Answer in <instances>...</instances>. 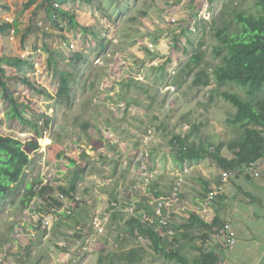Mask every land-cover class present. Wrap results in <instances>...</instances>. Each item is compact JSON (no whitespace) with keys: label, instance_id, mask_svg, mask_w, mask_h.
<instances>
[{"label":"rangeland","instance_id":"374dc122","mask_svg":"<svg viewBox=\"0 0 264 264\" xmlns=\"http://www.w3.org/2000/svg\"><path fill=\"white\" fill-rule=\"evenodd\" d=\"M230 1L110 0L104 7L98 1L87 6L71 2L68 8L84 14L85 19L80 17L87 30H71L63 23L62 30L67 32L69 40L66 48L63 47L65 51L61 50L62 57H55L51 66L42 50L19 48L18 34L15 44L10 39L13 34H0V54L6 57L0 65L10 78L9 87L19 103V111L36 121L39 113L53 118L46 127L40 124L42 135L37 140L41 147L38 152L30 153L34 161L26 167L20 193L25 191L27 183L39 177L43 183L66 188L74 181L77 186L74 195L78 199L75 211L66 216L57 212V220L49 228L36 223L45 215L43 211L39 213L43 202L38 198L25 209L20 208L19 196L13 202L0 203V264H96L102 250H126L137 244L145 250L143 264H177L154 255L143 236L130 243L116 239L115 234L123 223L117 224L110 218L109 207L113 206L115 197L120 206L126 207L124 212L128 215L124 214V219L134 214L126 203L140 197L144 186L135 171L142 144L147 146L149 171L153 172L148 186L155 183L159 189L170 192L176 177L184 173L186 184L191 187L190 177L196 173L175 158L168 143L171 133L186 132L191 122H197L201 123L200 134L212 145L239 135L238 126L227 122L235 108L215 92L209 99L215 84L194 86L193 74L180 72L201 39L205 40V60L211 64L220 62L212 52L218 41L210 27L223 25L220 11L223 6L230 9L234 5ZM233 1L239 4L235 9L258 13L255 0ZM96 7L98 14L90 21V13ZM213 17L217 22L207 23ZM1 20L5 19L0 18V23ZM40 27L45 29L44 21ZM24 51L30 53H24V57L21 55ZM79 51L83 57L75 68L77 58L73 54ZM20 56L29 58L33 67L41 66V71L37 67L29 73L33 67L28 64L19 68L16 59ZM61 71L68 72L70 78L68 106L62 97L55 96ZM18 74L27 76L36 88L46 93L29 92L18 81ZM130 78L132 84L124 85ZM232 89L242 93L238 87ZM11 106L0 92V135H12L24 141L32 135L19 133L8 125V117L13 113ZM84 123H89L87 129L82 126ZM49 142L52 149H48ZM58 148L64 151V157L57 161L47 159V152L50 150V156L54 157ZM82 150L90 156L80 157ZM67 157L74 158L76 163ZM199 163L198 160L193 168ZM79 166L84 171L74 176ZM54 193L59 197L57 189ZM94 217L101 220L102 231L95 229Z\"/></svg>","mask_w":264,"mask_h":264},{"label":"trees","instance_id":"16d2710c","mask_svg":"<svg viewBox=\"0 0 264 264\" xmlns=\"http://www.w3.org/2000/svg\"><path fill=\"white\" fill-rule=\"evenodd\" d=\"M45 1L48 2L49 0ZM86 1L92 2L91 0ZM230 2L234 4L229 7L230 9L223 6L220 11L219 19L223 25L218 28L215 25L210 27V32L218 41L212 52L220 58V62L211 64L205 60L206 55L203 49L205 40L201 39L194 45L193 52L187 58L180 72L187 76L193 74L191 84L194 86L208 87L213 83L215 84L210 89L209 99H212L213 94L216 93L235 108L234 114L227 122L237 125L240 133L233 139L219 141L212 145L200 134L201 123L191 122L186 132L171 133L168 139L170 148L180 162H190L208 157L221 171L251 167L256 161L264 157V0H255V8L258 11L256 14L243 9H235L239 7V4L237 6L233 0ZM60 15L66 17L71 25L73 15L62 10ZM216 22V17H213L207 23L215 24ZM58 24L59 22L55 20L52 22L51 30H43V34L48 35V37L42 48L55 54L58 53L57 46L60 41L66 40L65 34L57 30ZM10 26L9 22H3L0 25V32L9 29ZM35 26L38 29L42 28L36 24ZM28 28L31 29V25ZM90 33L96 35L93 31ZM24 39L23 36V42ZM174 39L178 41L176 36ZM187 43L193 46L189 39H187ZM100 44L102 47L104 46L102 41ZM185 51L187 52V48ZM73 55L77 58L74 61L76 68L78 59L83 57V53L79 51L74 52ZM2 58L3 56L0 54V63ZM52 60L54 61V57L49 55V61ZM26 61L20 57L16 59L19 68L22 67L23 63L29 64V67L32 66L31 62ZM18 75V81L23 82L28 87L29 92L39 95L46 93L43 89L36 88L26 76ZM69 79L68 72H60L59 85L55 94V96L62 97L67 106L70 105L71 101ZM9 80L10 78L5 75V69L0 65V92L3 98L13 105L11 106L13 113L7 120L8 125H12L13 129L16 128L19 133L30 132L32 136L22 141L12 135H0V203L13 202L14 197L19 196L20 208L25 209L29 207L34 198H38L43 202L40 205L39 213H41L40 211L45 214L56 213L55 210L63 205V201L54 192L57 189L59 193L67 195L69 199L73 198L77 192L74 181L69 188H66L60 184L43 183L37 177L32 182L27 183L24 188L25 191L20 193L26 167L34 161L30 153L38 152L41 147L37 140L42 135L40 124L46 127L53 118L48 114L40 113L37 121L25 117L18 109L19 103L14 97L12 88L9 87ZM131 80L133 81L130 78L124 85H131ZM224 86L226 88L219 89ZM232 87L242 89V93L232 89ZM126 103L129 104L130 101L126 100ZM82 126L87 129L89 123H84ZM212 146L213 150L211 149ZM49 148L52 149V143L48 145ZM47 153V159L53 161H57L65 155L60 148L55 152L54 157L50 156V150ZM223 153L225 154L223 155ZM80 155L83 159L89 157L85 152H81ZM67 159L73 164L76 163L74 158L67 157ZM76 169L74 176H78L80 171H84V167L81 166L76 167ZM160 195L163 194L155 189L154 183H151L147 187V197L141 198L136 203L131 201L126 203L128 204L127 207L135 204V208L134 214L125 219L123 217L125 206H120L117 198L114 197L113 201L116 202V205L109 207L111 210L110 218L117 224L123 223L115 234V238L130 243L137 242V239L143 236L148 240V246L154 255H160L177 264H220L222 257L220 250L203 246L206 242L204 238H207L209 233L217 234L218 230L224 226L225 223L220 217L214 216L212 222L209 223L200 219L195 213L189 212L187 215L188 223L182 225L179 231H175L171 238H167L165 236L166 228L158 222L154 215L153 206L148 203L149 199ZM141 207L145 210L144 215L151 217V224L142 220V214L138 213ZM34 212L36 211L34 210ZM77 221L79 222V220ZM37 224L41 226L39 221ZM193 228L205 229V233L201 236L202 239L200 238L201 244L195 243ZM223 247L224 245L221 244L219 249ZM190 249L193 250L192 254L189 253ZM144 252V248L139 244L126 250H108L107 252L102 250L96 264H143Z\"/></svg>","mask_w":264,"mask_h":264},{"label":"crops","instance_id":"0c3cea01","mask_svg":"<svg viewBox=\"0 0 264 264\" xmlns=\"http://www.w3.org/2000/svg\"><path fill=\"white\" fill-rule=\"evenodd\" d=\"M91 1L92 2L86 0H49L47 2L45 0H0V18L5 19L3 21L1 20L0 25L3 22H9L11 25L20 28L19 31L16 30L10 38L13 40V43L15 44L17 42L16 36L18 34V42H21V45L20 43L18 44L19 48L26 49L32 47L36 49L35 51L42 50V52L48 56V66H51L53 60L49 61V55L54 57V60L55 57L61 58V50L65 51L63 47L66 46L65 44L69 40L67 32L62 30L63 23L64 25L67 24L71 30H77L79 28L83 31L87 30L81 20V17L85 19L84 14H78V12L76 13L74 10H70L68 8L69 4L71 2H76L81 6H87L89 4L93 5L92 3L94 1H98L104 7L108 3L107 1L110 0ZM29 7L31 8L28 10ZM25 10L28 11L26 12ZM61 10L73 15V22L71 25L66 17H61ZM96 10H98L97 7L95 11L89 12L90 21L92 19L94 20V16L98 14ZM24 13H27L25 17L23 16ZM55 20L59 22L57 30L64 33L66 36V40H62L58 44L57 54L50 53L42 48L48 35L45 36L43 34V29H38L35 26V24L40 26L42 21H44L45 29L51 30L52 22ZM30 25L31 29L28 28ZM7 30L4 32H7L8 35L10 34V29ZM4 32H0V34H5ZM23 36L25 37L23 42L24 46L21 40ZM24 53L30 52L24 51L21 53V55L26 57ZM24 57L20 56L21 59L27 60L26 62H31V65L33 64L29 58ZM4 58L6 57L3 56L2 59ZM24 64L26 63H23V65ZM33 66L34 65L31 67ZM37 67L39 71H41V66L35 65L29 73L35 71ZM140 137L142 138L143 136L141 135ZM142 146L141 151L145 152L147 146L144 144H142ZM81 152L88 154L85 150ZM224 154L225 153H223V155ZM197 161L198 160L183 162L189 166L191 171H196L194 177H190V181L188 180L191 187H188V183L186 184L187 178L184 173H182L185 176L184 178L183 175L182 177L178 176L175 178L170 192L159 189L157 184L154 183L155 189L163 194L157 197L159 198L171 195L173 186L180 180L179 192L175 201L172 202V208L170 211H167L170 215L171 226L174 231H179L182 225L188 223L187 215L189 212L195 213L200 219L204 216L206 220L203 221L209 223L212 222L214 216L218 215L224 223L229 225L233 232L235 242L229 247L224 246L222 249H219L221 245L219 237L216 233H209L210 235L204 238L206 242L203 246L214 247L220 250L222 254L220 264H264V157L256 161L251 167H246L248 170L245 171L244 167V171H240L234 177H230L225 183L224 193L218 195L209 204H206L205 198L210 191L219 185V182L221 183L220 174L222 171L214 162H211L208 157L199 159L201 163L194 169L193 167L196 165ZM187 169L188 167H185L186 171ZM135 171L138 173L137 170ZM152 173L153 172H151V178L153 177ZM139 179L142 182L140 176ZM150 181L147 184L142 182L144 186L141 189L140 197L138 196V198L135 200L133 199L131 202L136 203L137 201L139 202L141 198L146 197L145 195L147 194V187ZM112 205H116V202L114 201ZM138 213L143 216L145 210L141 207ZM204 230L203 228L193 230L196 243H199V241L202 243L201 236L205 233ZM225 252L227 253L225 254Z\"/></svg>","mask_w":264,"mask_h":264},{"label":"built area","instance_id":"2783aa9c","mask_svg":"<svg viewBox=\"0 0 264 264\" xmlns=\"http://www.w3.org/2000/svg\"><path fill=\"white\" fill-rule=\"evenodd\" d=\"M9 29H10V35H11L17 30V27L14 25H11ZM11 37L12 35L10 36V38ZM140 155H141L140 161L137 163L136 170L142 182L147 184L151 179V172L149 171V165H148L149 154L145 150V152H142ZM243 168L244 167H240L238 169L231 170V171H222L221 172V183L207 194L205 198L206 204H209L218 195H220L221 193H224V186H225L226 181L230 177H234L238 172L244 171ZM246 170H248V168L245 167V171ZM179 181L176 183V185L173 186L171 195H166V196H162L159 198L157 197L151 198L148 200V203L153 206L154 215L157 218L158 222L166 228L165 236H167V238H171L173 234L175 233L173 227L171 226L170 215L168 214L167 211L168 210L170 211V209L172 208L171 207L172 202L175 201L176 196L179 192ZM145 196L147 197V194ZM59 198L61 201H63V205L58 210H55V211L64 212L66 214H71L75 206V201L72 199H69L67 196L63 194H60ZM134 208H135L134 205H131L129 207L132 213H134ZM201 219L206 220L204 216ZM56 220H57L56 213H49V214L41 215L38 218V221L40 222V225H41L40 227H44V228L45 227L49 228ZM142 220L149 224L152 223V219L150 216L143 215ZM92 222L96 230L97 228L100 231L103 230L101 226V220L98 217L92 218ZM156 230L158 231V229ZM160 235H163V234L160 233ZM217 236L219 237L221 244H223L226 247L231 246L235 242L233 232L231 231L229 225L226 223L224 224L222 228L218 230Z\"/></svg>","mask_w":264,"mask_h":264},{"label":"clouds","instance_id":"9594fccd","mask_svg":"<svg viewBox=\"0 0 264 264\" xmlns=\"http://www.w3.org/2000/svg\"><path fill=\"white\" fill-rule=\"evenodd\" d=\"M49 143H50V142H49ZM60 194H61V193H59V195H60ZM63 195H64V194H63ZM65 196H67V195H65ZM67 197H68V196H67ZM76 197H77V196L75 195V196L73 197L74 199H73V198H71V199H72V200H74V201H75V203H76V204H75V206H74V209H73V211L75 210V208H76V205H77V203H78V199H77ZM68 198H69V197H68ZM59 199H60V198H59ZM73 211H72V212H73ZM56 213H57V212H56ZM63 213H64V212H63ZM65 214H66V213H65ZM71 214H72V213H71ZM68 215H69V214H68Z\"/></svg>","mask_w":264,"mask_h":264}]
</instances>
